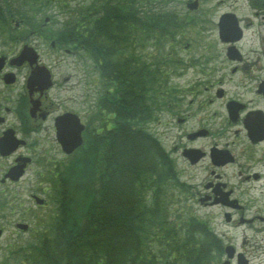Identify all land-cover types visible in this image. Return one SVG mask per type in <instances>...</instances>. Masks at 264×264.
Instances as JSON below:
<instances>
[{
  "label": "trees",
  "instance_id": "1",
  "mask_svg": "<svg viewBox=\"0 0 264 264\" xmlns=\"http://www.w3.org/2000/svg\"><path fill=\"white\" fill-rule=\"evenodd\" d=\"M146 4L93 0L77 7L76 38L105 81L103 100L115 122L88 134L51 176L56 215L12 238L0 250V264H211L217 238L204 220L181 219L175 201L186 185L147 130L151 78L135 52L136 35L152 29L174 36L181 23L176 11L149 12ZM0 186L1 214L18 202L16 191Z\"/></svg>",
  "mask_w": 264,
  "mask_h": 264
},
{
  "label": "flooded vegetation",
  "instance_id": "2",
  "mask_svg": "<svg viewBox=\"0 0 264 264\" xmlns=\"http://www.w3.org/2000/svg\"><path fill=\"white\" fill-rule=\"evenodd\" d=\"M213 12L207 28L212 34L207 42L209 57L200 60L188 84H178L173 98L164 96L162 90L157 92L160 103L167 106L163 114L170 112L175 125L168 127L160 118L158 121L163 127L162 139L177 157L182 174L191 179L195 177L193 169L201 170L202 179L197 185L191 183L188 198L208 209L206 219L221 238L215 264H264V0H234L229 8ZM224 13L232 26L222 37ZM35 32L21 29L19 35L8 37L2 44L9 50L31 44L39 52L38 63L52 72L53 82L43 90L42 82L27 87V77L37 63L12 64L10 60L17 51H0L8 57L0 71L2 84L8 88L7 102L0 105L4 124L15 112L27 127L36 128L33 121L51 117L54 121L56 114L64 112L53 111V104L47 100L50 91L59 95L69 87L68 76L57 74L51 67L53 61H46L42 55L43 49L50 45L56 49L61 41L54 39L49 45L46 42L50 37H42V33L34 36ZM8 71L16 75L10 84L2 78ZM16 90L17 94H9ZM187 93L203 98L188 101ZM31 96L40 97L44 118L39 112L30 116ZM10 97L18 98L16 106L10 105ZM20 104L21 111L17 110ZM174 128L177 135L172 147L165 138ZM186 150L195 151L186 156ZM228 245L231 249L227 250Z\"/></svg>",
  "mask_w": 264,
  "mask_h": 264
},
{
  "label": "rangeland",
  "instance_id": "3",
  "mask_svg": "<svg viewBox=\"0 0 264 264\" xmlns=\"http://www.w3.org/2000/svg\"><path fill=\"white\" fill-rule=\"evenodd\" d=\"M83 1V0H82ZM93 0H84L83 5H89L88 3H91ZM158 3L161 0H156ZM219 0H200V7L199 9H196L194 12H189L187 11L188 8L186 7L185 0H169L168 6L170 7L171 10L176 11L178 15L181 17H186V14H190L192 18H195V26H189L185 28L182 32L184 33L183 35L180 33L178 35V38L183 37V39L178 43V41H175L173 45L166 43L165 44V50H173V58L180 59L184 58L186 61L192 60L196 58L198 55L192 48H195V45L206 41L205 40V35L202 33L200 38L198 39L197 43L195 45L193 44L192 48L190 50L183 49V44L185 42L194 40V37L200 33V28L203 25L202 20L200 18H210L214 15L213 11L220 10L221 6L224 8L225 5L229 6L228 2L231 0H223L224 2L221 3L222 0H220V4H217L216 2ZM78 1H73L72 3H75ZM216 3V4H215ZM216 5V6H215ZM227 8V7H226ZM51 16L50 14H47ZM200 17V18H198ZM38 22V20H36ZM25 30H29L28 28H25ZM202 31V30H201ZM199 32V33H198ZM139 37L145 38V33L138 34ZM184 41V42H183ZM3 40L0 41V51H6V52H13L17 51L15 47H11L12 50H9L10 48L5 47V45L2 44ZM183 42V43H182ZM155 50V47L153 46V43H147L146 45H141L138 46L135 49V52L137 55H143L145 56L146 60L150 61L152 58L147 57L148 52H152ZM159 48H156L155 52L159 51ZM43 57L46 61L50 60V62H55L58 59L62 60L64 64L61 65L60 71H64L62 73L64 74H69L72 73L73 77L79 82L75 86V90L73 89V93L69 92H61L59 95L54 94L56 100L53 99L51 100L53 104L59 102L60 107H76L78 111L81 113V111L86 110V106H89L88 102V96L86 95L87 91L89 93H92L95 89L98 90V93L100 91L101 95L105 92V86L103 84L101 79H100V74L99 76L94 69L92 59L89 57L88 54L83 53L81 54V51L78 52V54L75 55H70V54H62L56 53L51 51L48 47L46 49H43ZM197 52L201 53L202 50L200 47L197 48ZM184 55H183V54ZM194 53L197 55L195 56ZM83 55V57H82ZM153 58H157L155 54L152 55ZM194 57V58H193ZM55 60V61H54ZM82 62V63H81ZM85 65L84 71L80 69V64ZM181 68V67H180ZM85 69L87 70V76L86 73L84 75ZM193 70L189 72V76L191 77V74L194 72L196 73V67L192 68ZM195 69V70H194ZM88 75L92 77L95 82H89L86 87V79L88 80ZM187 75H184L182 78H177L174 81H172V84H168V79H164L163 81V86L161 87V90L163 91L164 96L170 97L172 95V98L174 96V91L170 90L169 88L175 83L180 84H188V81L190 77ZM175 82V83H174ZM165 83V85H164ZM18 86V84H17ZM21 85H19L20 87ZM170 86V87H169ZM19 87L17 90H19ZM169 87V88H168ZM10 90V88H9ZM14 91L9 94H17L18 92ZM168 90V91H167ZM178 91V90H177ZM8 88L3 86L2 80L0 79V105L7 100L5 99V96L8 95ZM17 92V93H15ZM167 92V94H165ZM169 92V95H168ZM67 93V95L64 97V95ZM73 96V98H70V96ZM161 95V94H160ZM150 96V99H153V96ZM198 97L199 99H202L203 97L196 96L191 93H187L186 99L189 101L191 98H196ZM97 97H95L96 99ZM162 98V97H161ZM9 103L13 107L16 106L18 103H15L18 98H11L10 97ZM49 99H52V97H49ZM86 101V105L81 103V101ZM90 99V98H89ZM167 100V98H164ZM13 102V103H12ZM55 106H57L55 104ZM74 108V109H76ZM162 120L163 124H166V126L171 127L174 126L175 123L172 121V115L170 112H165L162 114V117L160 118ZM18 114L13 112L8 115V123L13 122V124L18 123ZM50 122V124H49ZM159 121H154L150 122V126L155 130L156 128L158 130H163L162 124L158 123ZM40 124H42L40 122ZM4 129V124L0 123V133ZM168 130V129H166ZM54 128L53 125L51 124V121L48 120L44 125L39 126V130L36 132H32L30 134H27V138L29 139L30 146L25 147L22 149V151L27 152L29 151L30 154H33L35 156V161L29 166L28 170L26 171V174L23 176V178L17 182H7L5 184L8 189H13L16 191L17 195L14 199V202L17 201L18 203L14 204V207L6 208L3 210V212L0 214V226L3 227L4 233L0 237V250L3 249L11 240L12 238H15L19 234H24L23 236L26 235L25 232L19 231L15 224L17 221H25L28 222L32 227H38L40 223L43 221H51L54 216L56 215V206L52 202L54 201L50 195V191L48 190L49 188V182L45 179L47 175L48 169H54L55 165L57 164L58 160H62L63 158L65 159L66 154H63L59 147L56 145V141L54 138ZM177 135V130L174 128L172 135L166 137V143L171 145L172 147L174 146L173 144L175 143ZM13 157L5 156V157H0V179L3 175V172L7 169V167L12 163ZM192 169V168H191ZM193 171H190L191 174H194L195 177H192L190 181L196 182L197 184L201 181L202 175L201 170L198 168L193 169ZM198 172V173H197ZM202 174V173H201ZM185 178V177H184ZM1 187V186H0ZM38 191V192H36ZM38 193L42 195L43 197H47L48 203L45 206H39L37 205L31 198L32 193ZM52 200V201H51ZM190 203L189 200L184 199L183 204ZM194 208H196L195 211L199 212L200 214H208L209 211L208 209L199 207L198 205H194ZM182 220H185V218L181 217ZM224 230V229H221ZM20 236V235H19Z\"/></svg>",
  "mask_w": 264,
  "mask_h": 264
},
{
  "label": "water",
  "instance_id": "4",
  "mask_svg": "<svg viewBox=\"0 0 264 264\" xmlns=\"http://www.w3.org/2000/svg\"><path fill=\"white\" fill-rule=\"evenodd\" d=\"M31 55H34V58L36 57V54L31 50L30 47L25 48L22 53L20 54L19 57H17V59H21L23 57H29ZM3 57H0V61L3 60ZM34 73V72H33ZM39 77V73L35 72L34 74H32L31 76V81L37 79ZM33 78V80H32ZM74 136H62V138L60 137L61 142L63 143V148L69 152L71 150H73L78 144H80L81 142V138L79 135V131L77 132H73ZM9 136V132H6V136H4L1 140H0V145L2 142H5L3 144V152H9L10 150H12L13 148H15L16 143L12 144L13 142L7 138ZM7 138V139H6ZM6 139V140H5ZM18 144V143H17ZM23 162L21 164H16L14 166H12L9 171L5 174V177H10L11 179H18L20 177V175L23 174L24 172V168L26 166L27 161L29 160L28 158H20ZM36 201L38 203H43L44 199L35 195L34 196ZM17 226L21 229H27L28 228V224L27 223H18ZM2 233V229L0 228V234Z\"/></svg>",
  "mask_w": 264,
  "mask_h": 264
}]
</instances>
